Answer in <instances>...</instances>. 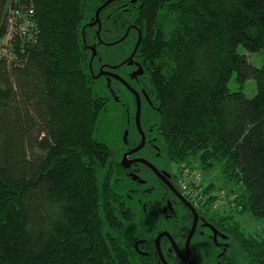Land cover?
Segmentation results:
<instances>
[{
    "label": "trees",
    "instance_id": "16d2710c",
    "mask_svg": "<svg viewBox=\"0 0 264 264\" xmlns=\"http://www.w3.org/2000/svg\"><path fill=\"white\" fill-rule=\"evenodd\" d=\"M105 1L0 0V38L16 8L33 7L38 25L35 39L15 35L13 56H0V264L159 262L156 220L130 206L135 185L121 155L97 137L110 98L96 92L94 74L110 56L123 59L89 26ZM100 19L102 40L142 32L135 57L156 106L160 157L181 171L194 158L219 168L237 187L232 212L264 220V61L244 52L264 50V0H114ZM85 41L96 43L92 63ZM202 185L193 201H216L214 186ZM232 224L245 263L264 264V230Z\"/></svg>",
    "mask_w": 264,
    "mask_h": 264
},
{
    "label": "flooded vegetation",
    "instance_id": "af4514ba",
    "mask_svg": "<svg viewBox=\"0 0 264 264\" xmlns=\"http://www.w3.org/2000/svg\"><path fill=\"white\" fill-rule=\"evenodd\" d=\"M130 31L131 28L129 27L126 35L117 41L102 40L97 36V42L101 43V45H117L118 47H115V52L113 53L122 56L123 59L118 63H113L111 62L112 56H110L99 65L98 71L94 75L103 72L98 78H105L110 84L117 83L122 85L132 94L137 110L138 100H140L141 122L143 110L149 109L152 112L155 109L156 111V106H153L146 90L145 83L147 79L144 77V66L135 57L136 52L133 54L140 36L142 40V32L138 30V37L135 41L133 40L134 42H130V45L120 44L129 36ZM92 45H96V43L88 44L86 42L87 47ZM129 50L131 51L129 52ZM124 66L126 69L123 70ZM127 68L131 69L128 70ZM111 73L118 74L124 78L132 89ZM157 121L158 119L155 122ZM154 123L152 124L154 125ZM152 129L153 127L148 129L151 135ZM137 133L138 137L134 143L131 144L126 141L124 149L120 152V162L126 169V174L131 183L135 185L129 187V190L133 193L130 206L137 209V211L143 208L147 217L156 220L155 223L157 224L155 227L157 229H155L157 233L154 243L159 260L157 264H238L236 255L240 254L239 249L230 234V229L233 227L232 222L235 220L232 217L233 214L229 213L227 217L217 216L210 209L215 202L198 203L195 200L194 202L191 196H189L191 191L188 187L181 184L184 190L180 188V172L176 169L174 163H169L160 157L161 147L156 140V136L153 137L152 135L149 138V132H144V146L134 153H129L142 141V133L139 129ZM156 157L163 160L161 166H158L153 161ZM124 158L125 164L122 163ZM138 158L151 162L160 173H157L143 161H134V159ZM138 170H143L144 173H136ZM147 173L151 175V178L146 177ZM137 183H140V185L136 186ZM149 194L150 197H147ZM138 217L140 216L138 215ZM164 232L165 234L160 238L159 250L157 239ZM149 235L144 237V242H147L146 239L151 241L152 237ZM139 242L137 241L136 246ZM142 251L140 250V252ZM242 259V264H246L243 257Z\"/></svg>",
    "mask_w": 264,
    "mask_h": 264
},
{
    "label": "rangeland",
    "instance_id": "374dc122",
    "mask_svg": "<svg viewBox=\"0 0 264 264\" xmlns=\"http://www.w3.org/2000/svg\"><path fill=\"white\" fill-rule=\"evenodd\" d=\"M130 42H133L132 37L128 38L126 45ZM244 52L252 63L257 66L262 65L264 61V50L256 53ZM124 69H126L125 66L123 67V70ZM127 69L129 70L131 68ZM229 86L233 90L238 87L233 80L230 81ZM95 89L98 94L110 98L107 111L103 112L99 117L97 137L108 143L120 153L124 149L126 141L134 143L138 137L136 102L132 94L122 85L117 83L110 84L105 78H100L95 82ZM243 89L247 96L251 97L255 95L257 91L256 81L252 78L248 79ZM157 117V111H155V109L152 110V112L149 109L143 110L141 125L145 133L149 132V138L152 137V135L155 137L154 131H152L151 135L148 129H150L151 124L158 119ZM153 161L158 166H161L163 163V160L158 157L154 158ZM175 166L176 169L179 170V166ZM190 166L193 169H191ZM179 172L183 182L182 184L188 187L191 191L190 195L197 200H199L204 187L203 185L200 186L201 183L205 186L209 184L214 186L212 194L216 195L217 199L214 201L215 204L210 208L213 214L220 217H227L229 213L233 214V219L239 220L247 233H254L261 229L264 230V220L254 219L250 214H236L232 212V191L237 189V187L234 183L226 180L219 168L216 167L210 170L201 169V167H199V161L194 158L186 169L183 171L179 170ZM146 177L151 178V175L147 173ZM207 194L209 195L210 193ZM236 257L238 258V264H242V255L237 254Z\"/></svg>",
    "mask_w": 264,
    "mask_h": 264
},
{
    "label": "built area",
    "instance_id": "2783aa9c",
    "mask_svg": "<svg viewBox=\"0 0 264 264\" xmlns=\"http://www.w3.org/2000/svg\"><path fill=\"white\" fill-rule=\"evenodd\" d=\"M11 15L8 22V33L0 38V56L5 55L10 58L13 56V44L11 42L15 35H18L23 41H32L38 34V25L34 18L33 7L25 13L16 8L11 12Z\"/></svg>",
    "mask_w": 264,
    "mask_h": 264
},
{
    "label": "water",
    "instance_id": "95a60500",
    "mask_svg": "<svg viewBox=\"0 0 264 264\" xmlns=\"http://www.w3.org/2000/svg\"><path fill=\"white\" fill-rule=\"evenodd\" d=\"M112 1H114V0H106V1H105V2H104V3H103V4L97 9L95 19L89 22V26H94V25L98 24L97 34H98V37H99V38H100V30H101V28H102V23H101V19H100V13H101V11H102L106 6H108ZM134 1H135V0H134ZM85 42H86V41H85ZM140 42H141V36H140V38H139V40H138V42H137V45H136V47H135V49H134L133 54H135V52H136V50H137V48H138ZM88 47H89V48L91 49V51H92V57H91V63H92L93 58H94L95 55L97 54V48H96V45H92V46H88ZM91 63H90V66L92 65ZM140 69H141V68H140ZM140 72H141V70H140ZM102 73H103V72H99L98 75H95V78H98L100 75H102ZM111 74H114L116 77H118V78L121 79L123 82H125L126 86H128L129 88H131L130 84H129L124 78H122L120 75L115 74V73H111ZM131 89H132V88H131ZM138 101H139V104H138V110H137V114H136V120H137V126H138V129H139L140 132L142 133V141H141V143H140L136 148L132 149L129 153H134V152H136L137 150H140V149L144 146V144H145V134H144V131H143V129H142L141 122H140V110H141L140 103H141V102H140V100H138ZM137 160H140V161H143V162L147 163L148 166L152 167L157 173H160V172L158 171V169H157V168H156L151 162H149L148 160H144V159H141V158L134 159V161H137ZM122 163L125 164V158L122 160ZM163 177H164V176H163ZM164 179H165V178H164ZM168 183H169V182H168ZM195 225H196V224H195ZM164 234H165V232L162 233V234H160V235L158 236V239H157V244H158V248H159V250H160V245H159V243H160V238H161V236L164 235Z\"/></svg>",
    "mask_w": 264,
    "mask_h": 264
}]
</instances>
